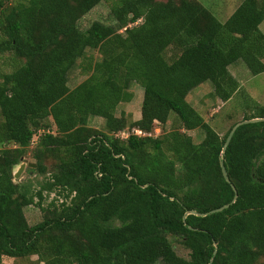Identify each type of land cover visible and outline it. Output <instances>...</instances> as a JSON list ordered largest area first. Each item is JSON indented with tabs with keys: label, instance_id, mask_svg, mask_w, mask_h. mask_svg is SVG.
I'll return each instance as SVG.
<instances>
[{
	"label": "trees",
	"instance_id": "obj_1",
	"mask_svg": "<svg viewBox=\"0 0 264 264\" xmlns=\"http://www.w3.org/2000/svg\"><path fill=\"white\" fill-rule=\"evenodd\" d=\"M11 1L0 0V55L18 62L0 81V264L33 256L45 264H264V121L239 127L223 154L236 124L221 137L188 101L206 82L230 101L241 88L230 71L238 62L264 73V0H244L226 22L196 0H119L115 24L87 30L79 22L105 0ZM84 49L102 57L86 60L88 79L71 89ZM134 83L144 89L142 117L129 125L116 113L132 101ZM254 106L257 116L245 120L264 118ZM173 115L174 129L158 138L116 136L134 127L150 134ZM94 117L106 119L108 133L89 136ZM197 130L200 143L189 134ZM36 138V172L51 178L33 193L13 170ZM55 191L65 200L47 204ZM34 204L43 220L31 226L25 207Z\"/></svg>",
	"mask_w": 264,
	"mask_h": 264
},
{
	"label": "rangeland",
	"instance_id": "obj_2",
	"mask_svg": "<svg viewBox=\"0 0 264 264\" xmlns=\"http://www.w3.org/2000/svg\"><path fill=\"white\" fill-rule=\"evenodd\" d=\"M19 0H12L10 3L17 2ZM29 2L34 0H24ZM201 2L207 8H210L219 17L222 22H226L227 19L236 11L240 4L244 0H196ZM119 2V0H105L97 7H95L90 13L84 16L80 23L82 30H87L94 22H103L105 24H115L111 10ZM142 21L140 20L139 23ZM261 31L264 33V23L261 25ZM175 51L169 49L166 52V59L171 62L174 58ZM101 54L97 50L84 49L77 60L76 67L69 75V87L71 89L76 88L78 85L88 79L89 74L85 71L84 65L89 59H101ZM17 59L14 54L7 53L0 55V81L2 74L10 73L17 67ZM230 71L233 76L240 83V90L234 95V97L224 102L214 96V87L210 82H206L196 89H194L188 96V101L194 106L204 117L207 123H209L220 135L224 137L226 133L232 128L234 124H237L245 118L257 116V108L254 103H258L264 107V73L253 75L248 67L243 62H238L230 67ZM130 91L133 94V99L129 103L120 104L116 115L121 116L122 112H125L129 117V125L133 122L139 121L142 117L141 108L144 99V89L140 84L134 83L130 86ZM174 115L172 120L163 126L160 123H156L154 130L150 133L151 137L158 138L164 133H168L174 129ZM3 118L0 114V123ZM50 127H55L53 119L48 120ZM107 121L102 117H94L89 120V125L86 128L90 131L89 136L92 137L95 134L108 133ZM132 129H126L121 131L116 136L125 140L131 133ZM133 130H140L138 127H134ZM188 133V132H187ZM194 137L196 143H200L204 139L203 132L200 130L190 131L189 133ZM115 136V135H114ZM144 136V135H140ZM148 136V135H146ZM37 138L34 139L33 147H30L27 155L21 160V164L14 167V179L17 183H25L30 186L33 193L41 190L44 184L51 178L49 174L39 175L36 172L37 164L34 159L35 151L37 150ZM12 146V145H11ZM2 147L0 146V151ZM31 164H36V168H31ZM49 171H53L56 164V159L53 158L47 162ZM25 165V168L19 178L15 177V174L19 171L20 167ZM47 204L53 200L62 202L65 200L63 194L60 195L58 191L52 193H45ZM25 215L29 222V225L35 226L43 220V213L41 209L35 204L25 207ZM177 254L184 258H189L190 250L187 249L181 239L172 235L168 236ZM3 264H45L40 262L38 256L30 258L13 259L4 257ZM158 264H164L159 262Z\"/></svg>",
	"mask_w": 264,
	"mask_h": 264
},
{
	"label": "water",
	"instance_id": "obj_3",
	"mask_svg": "<svg viewBox=\"0 0 264 264\" xmlns=\"http://www.w3.org/2000/svg\"><path fill=\"white\" fill-rule=\"evenodd\" d=\"M263 121H264V118H255V119H250V120H243V121L237 123L232 128V130H231V132H230V134H229V136H228V138L226 140V143H225L224 148H223V154L226 153V151H227L230 143L232 142L233 137H234V135H235V133H236V131L238 130L239 127H241L243 125H246V124L259 123V122H263ZM30 166H31V168H36V164H31ZM221 166H222V172H223V175H224L226 181L228 183H231V180H230L228 171H227V169L225 167V163H224L223 160L221 161ZM24 168H25V165H22V167H20L19 171L15 174V177L16 178H19L20 177V175L22 174ZM233 188L236 191L235 186H233ZM236 193H237V191H236ZM236 199H237V195H236V198L233 201V203L236 201ZM229 207H230V204H228V205H226L224 207L218 208V209H214V210H212V211H210L208 213H205V214H199V213H196V212H191V213L196 214V215H201V216L205 217V216H208V215H211V214H215V213H218V212H222L225 209H228Z\"/></svg>",
	"mask_w": 264,
	"mask_h": 264
},
{
	"label": "built area",
	"instance_id": "obj_4",
	"mask_svg": "<svg viewBox=\"0 0 264 264\" xmlns=\"http://www.w3.org/2000/svg\"><path fill=\"white\" fill-rule=\"evenodd\" d=\"M131 133H133V134H136V135H138V136H140V135H144V136H146V135H151V134H149V133H145V132H143V131H141V130H137V131H135V130H133V131H131ZM131 133L129 134V136L131 135ZM128 136V137H129ZM127 137V138H128ZM127 138H125V139H127Z\"/></svg>",
	"mask_w": 264,
	"mask_h": 264
},
{
	"label": "crops",
	"instance_id": "obj_5",
	"mask_svg": "<svg viewBox=\"0 0 264 264\" xmlns=\"http://www.w3.org/2000/svg\"><path fill=\"white\" fill-rule=\"evenodd\" d=\"M263 23H264V22H263ZM263 23H262V24H263ZM262 24H261V25H262ZM261 25H260V29H261ZM262 32H263V31H262Z\"/></svg>",
	"mask_w": 264,
	"mask_h": 264
}]
</instances>
